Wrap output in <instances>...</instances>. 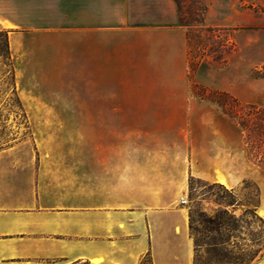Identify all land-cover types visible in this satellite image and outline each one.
Listing matches in <instances>:
<instances>
[{
    "label": "crops",
    "instance_id": "1",
    "mask_svg": "<svg viewBox=\"0 0 264 264\" xmlns=\"http://www.w3.org/2000/svg\"><path fill=\"white\" fill-rule=\"evenodd\" d=\"M23 1L0 15L17 86H49L32 97L17 87L24 106L86 119L40 133L33 163L0 168V264H193L180 203L190 178L230 191L255 181L264 221V177L233 156L193 157L174 0ZM207 6L205 21L218 12Z\"/></svg>",
    "mask_w": 264,
    "mask_h": 264
},
{
    "label": "rangeland",
    "instance_id": "2",
    "mask_svg": "<svg viewBox=\"0 0 264 264\" xmlns=\"http://www.w3.org/2000/svg\"><path fill=\"white\" fill-rule=\"evenodd\" d=\"M174 2L175 22L185 28L188 36L184 89L193 101L188 127L193 157L201 152L208 158L222 154L233 156L240 171L250 169L255 176L264 177V162L248 154L235 121L221 108L225 103L232 114L236 106L232 99L243 106L252 104L264 108V0ZM211 3L218 5V12L205 21L207 5ZM22 4L23 0H0V15H8L9 6ZM3 31L6 30L0 25V50ZM4 82L0 58V168L14 163H33L37 137L42 142L40 133L55 138L63 128L71 129L74 122L86 119L34 114L39 111L30 109L50 106L31 100L30 104L34 105L25 107L17 89L32 97L48 91L49 86H17L15 79L16 93L22 104L19 110ZM216 92H224L228 97H219ZM256 192L257 185L251 179L243 180L234 191L218 183L189 179L185 204L188 214L192 215L193 227L202 231L203 236L219 240L221 264H233L238 257L244 258L245 263L252 260V264L264 255V221L254 212L258 201ZM216 215L223 218L217 232L205 231L207 227L201 223L200 216L213 218Z\"/></svg>",
    "mask_w": 264,
    "mask_h": 264
},
{
    "label": "trees",
    "instance_id": "3",
    "mask_svg": "<svg viewBox=\"0 0 264 264\" xmlns=\"http://www.w3.org/2000/svg\"><path fill=\"white\" fill-rule=\"evenodd\" d=\"M186 41L188 45L187 34ZM0 58L2 59L3 75L5 76L4 83L6 84V88L10 89L11 94L16 102L17 108L21 110L22 104L19 97L17 96L15 88V73L9 51L7 31L2 32V49L0 50ZM198 62H196L197 66ZM216 94L222 98L228 97L227 94L224 92H216ZM232 101L236 105L235 109H233L232 114L229 113V109L227 108L225 103L221 106V108L223 109V113L225 115L230 116L231 119L235 121V124L239 128L240 133L242 135V141L248 151V154L251 157L257 159L258 162H264V108L252 104L243 106L236 99H232ZM7 142L8 141H4L5 144ZM256 193V196L259 201V192ZM258 201L254 205L255 209L258 206ZM200 217L201 223H203V225L207 227L204 228V230H208V232H217V229L223 221L221 215H216L213 218H207L205 216ZM188 221L190 234L193 238L195 246L193 264H221L222 259L218 250V247L220 245L219 240L215 238L205 237L203 236L202 231L195 229L192 224L193 220L191 213L188 214ZM205 256H210V258H207ZM251 261L252 260H249L245 263L244 258L238 257L234 260L233 264H250ZM144 262H148V264H151L149 254L142 257L139 264H144ZM228 264H232V262H228Z\"/></svg>",
    "mask_w": 264,
    "mask_h": 264
},
{
    "label": "built area",
    "instance_id": "4",
    "mask_svg": "<svg viewBox=\"0 0 264 264\" xmlns=\"http://www.w3.org/2000/svg\"><path fill=\"white\" fill-rule=\"evenodd\" d=\"M180 203L182 205H185L187 203V199L186 198H181Z\"/></svg>",
    "mask_w": 264,
    "mask_h": 264
},
{
    "label": "bare ground",
    "instance_id": "5",
    "mask_svg": "<svg viewBox=\"0 0 264 264\" xmlns=\"http://www.w3.org/2000/svg\"><path fill=\"white\" fill-rule=\"evenodd\" d=\"M218 182H219L220 184H225V181H224L223 179H218Z\"/></svg>",
    "mask_w": 264,
    "mask_h": 264
}]
</instances>
